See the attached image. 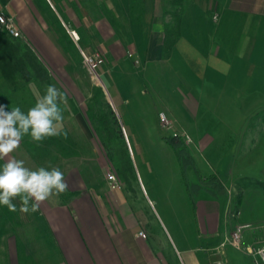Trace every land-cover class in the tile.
I'll use <instances>...</instances> for the list:
<instances>
[{
    "label": "rangeland",
    "instance_id": "374dc122",
    "mask_svg": "<svg viewBox=\"0 0 264 264\" xmlns=\"http://www.w3.org/2000/svg\"><path fill=\"white\" fill-rule=\"evenodd\" d=\"M147 1L149 4L152 2ZM185 1V18H192L195 39H201L200 33L203 35L207 26L212 28L209 36L213 38L211 45L214 49L222 48L225 41L235 44L239 30L233 25L244 22L245 17L242 14L217 10L215 5L220 0ZM52 2L54 5L49 0H37L38 8L43 16L53 22V32L59 30V40L63 42L75 64L78 84L89 83V87L92 84L103 91L100 95L97 92L87 94L86 110L89 106L103 104L102 109L109 112V107L104 102L107 101L122 129V142L130 159H122L125 170L123 176L118 177L114 171L115 167L104 152L99 135L93 131V136L87 128L84 131L73 122L64 124L65 130L55 142L59 146L50 151V156H61V153H65L69 169L78 167L81 170L87 190H93L96 194L100 192L102 204L106 202L103 197L109 191L125 195L124 206L130 207V212L141 218L142 226L153 231L159 244L172 237L179 248H194L205 244L208 240L205 237L208 236L207 232H215L216 229L222 243L229 244L231 234L239 225H244L237 223V218L240 217L239 222L249 225L242 234L246 230L247 234L253 233L250 238L254 241L244 245L241 240L239 249L251 255L244 246L256 243L254 247H257L264 243V240L255 241L258 237L262 238L264 233V89L260 92L262 102L257 108L224 109L221 102L216 100L219 96V93H216L217 97L199 100L197 115H192V120L185 115L184 123L178 121L179 124H174L168 113L178 111L179 96L187 95L188 99L192 100V94L196 99L199 95L193 91L189 95L185 83L175 76L174 70L183 67L180 61L171 58L172 56H165L163 61L146 66L145 61L141 59L143 45L140 42L135 45L134 50L132 45H127L130 51L125 53L126 56L112 61L111 64L101 50L103 45L98 42L93 44L96 42L93 38L89 40V37H86L91 41L94 53L90 55L84 49V32H94V23L99 19L115 21L119 27L118 34L127 30L131 39L137 38L136 27L131 24L138 22L144 25L143 21L146 19H143L145 14L142 11V0H115V8L114 4L109 6V0ZM166 3L165 0V6ZM203 5L209 10L205 11ZM66 6L71 17L69 20L64 10ZM220 15L221 18L218 17ZM165 22L166 25L171 24L170 16L166 17ZM259 22L264 23V19ZM75 25L81 28L78 30L80 37L84 35L80 42L75 39L76 36L72 39L67 31L70 27H77ZM3 30L1 28L0 32ZM261 33L260 37L264 38V29ZM20 37L22 38V34ZM198 44L201 47H209L203 43ZM97 55L102 59L101 63L98 59L95 60ZM90 58L95 61L94 68L88 61ZM209 65L215 67L212 60ZM195 66L198 69L201 64L194 61L192 68L195 69ZM104 68L108 71H103ZM260 79L264 85L263 74ZM192 80L196 81L195 77H192ZM33 106L31 102L23 107L22 111L27 112ZM61 107L65 120L70 119L66 116L67 108H64L63 104ZM161 113L167 116L170 126H163ZM235 127L238 130L237 135L228 130ZM117 129L118 126L115 125L114 130ZM169 129L176 132L177 140L183 145L185 154L181 158L169 143L172 136L168 132ZM241 133L253 140L251 146L243 142L242 147ZM201 136L203 139L200 142ZM231 151L235 154L230 156ZM223 160L226 163L231 160L233 162L228 177L227 173H221L224 178L216 172L220 161ZM39 161L43 162L44 159L40 158ZM58 162L47 158L41 163V167L60 169ZM215 176L219 180L218 183ZM71 194L72 192L67 193ZM13 202L17 204L16 212L9 211L6 206H0L1 212L3 211L0 216V264L10 263V249L14 244L16 248L24 246L28 255L31 239L34 238V222L28 218L29 213L19 211V198ZM211 217L212 222L209 220Z\"/></svg>",
    "mask_w": 264,
    "mask_h": 264
},
{
    "label": "crops",
    "instance_id": "0c3cea01",
    "mask_svg": "<svg viewBox=\"0 0 264 264\" xmlns=\"http://www.w3.org/2000/svg\"><path fill=\"white\" fill-rule=\"evenodd\" d=\"M49 2L53 4L52 0ZM217 2L215 5L217 10L240 13L245 20L240 25L236 23L233 25L237 31L239 30L235 44L232 45L225 41L226 45L223 43V47L216 50L211 45L213 38L209 36L212 28L205 26L203 35L200 33L201 39L194 38L192 18L191 20L185 18L187 12L185 1L181 35L170 56L180 61L179 63L183 66L175 69L174 73L185 83L186 92L190 95L193 91L199 95L198 100L193 94L191 95L192 100H189L187 95L179 96L178 111L168 113V117L174 124L184 123L185 115L189 119L191 117L192 120V115H197L199 100L217 97L216 93H219L216 100L221 102V107L224 109L232 107L254 109L262 102L260 92L264 89V85L260 77L264 75V38L260 36L264 23L259 21L264 19V0H220ZM112 4L115 8V0H109V6ZM141 5L145 14L143 19H146L143 21L144 25L138 22L131 24L132 27H136L137 38L131 39L127 30L118 34V24L115 21L104 19L96 20L93 27L94 32H84L85 36L80 37L78 30L81 28L77 25L75 26L78 28L70 27L67 30L68 34L72 36V39L76 36L75 39L79 42L84 36L86 42L84 49L90 55L94 53L90 45L91 41H89L91 38L96 41L93 44L97 42L102 44L101 50L109 64L126 56L125 53L130 51L127 45H132L133 50L136 49L135 45L138 42L143 45L141 59L145 61L146 66L161 62L164 58L162 48L164 31L167 26L171 25H166L165 22L164 12L167 9L165 0H152L150 4L147 0H142ZM203 7L205 11L209 10L206 5ZM64 10L67 13V20L71 19L67 6ZM0 13H5L14 19L22 38L32 46L43 64L58 81L55 86L66 94L67 103L63 106L67 108L66 116L70 119L67 121L64 117L63 130H65L66 122H73L84 131L87 128L94 136V128L85 106L86 96L95 92L100 95L102 89L97 86L98 90H95L92 84L89 87V83L78 84L75 64L64 48L63 42L59 40V30L57 29L56 33L53 32L51 28L53 22L41 14L37 0H0ZM218 17L221 18V15ZM81 26L85 28L84 25ZM220 28H222L221 25ZM224 34L222 31L223 36ZM86 37H89V40ZM198 43L209 45V47H201ZM211 60L215 67H209ZM194 61L201 64V67L192 68ZM103 71L108 70L104 68ZM192 77H195L196 81L192 80ZM204 83L209 85L205 86ZM8 88L0 77V105H5L6 96H9L6 94L9 93ZM29 88L35 98L32 104L35 105L37 99L44 93L40 92L33 83L29 84ZM228 130L237 135L236 127L228 128ZM240 137L242 147L244 144L251 146L253 140H249L248 136L246 138V134ZM202 139L203 136L199 137L200 142ZM28 149L27 141L22 139L20 147L10 153L9 158L15 157L23 160L25 166L32 169L41 167V163L46 159L43 158V162L35 159ZM232 154L235 152L231 151L230 156ZM6 159L0 160V166L6 162ZM58 161L60 170L69 183V189L65 192L66 195L54 196L43 202L37 211L28 214V218L34 222V238L31 239L30 253L27 255L24 246L19 249L14 244V247L10 249L12 251L9 264H26L23 257L26 255L30 257L28 264H254L253 256L241 251L231 242L222 243L216 228L215 232H207L208 236L205 237L208 240L205 244L194 248L192 246L179 248L172 237L159 244L154 238L153 231L142 226L141 218L132 214L130 207L124 206L126 205L125 195H117L109 191L103 197L106 200L105 207L102 204L100 192L96 194L93 190H87L81 170L78 167L69 169V161L65 153H61ZM220 162L216 169L217 175L223 177L221 173L224 172L228 177L232 171V160L228 163L224 160ZM68 192L72 194L67 195ZM2 212L0 209V216ZM212 217L209 219L210 222H212ZM218 218H216V225ZM239 219L240 217L237 218V223L246 224L239 222ZM140 231L146 233V238L138 235ZM246 231L242 238L244 245L254 241V239L251 240L253 233L247 234ZM262 235V238L258 237L255 241H263L264 233Z\"/></svg>",
    "mask_w": 264,
    "mask_h": 264
},
{
    "label": "trees",
    "instance_id": "16d2710c",
    "mask_svg": "<svg viewBox=\"0 0 264 264\" xmlns=\"http://www.w3.org/2000/svg\"><path fill=\"white\" fill-rule=\"evenodd\" d=\"M166 2L167 9L164 12V16H170L172 22L169 27L165 28L162 48L164 57H169L175 43L181 35V22L185 12V0H166ZM0 77L7 87H9V93H6L9 96H6L5 100V106L8 109L18 106L22 110L23 107L25 108L31 102H35L29 84H35L40 92L45 93L48 85L58 83L32 46L25 39L14 37L5 30L0 32ZM95 90H98V87H95ZM104 102L109 107V112L102 109L101 106L103 104H101V106H89L87 115L95 133L99 135L98 138L101 144H103L106 156L115 167L114 171L118 174V177H122L123 171L125 170L122 159L125 158L128 160L130 156L122 142L123 132L118 124L117 117L107 101ZM115 125L118 126L117 130H114ZM57 138L58 136L49 137L42 142H34L30 136H25L23 139L27 141L29 146L28 150L35 159L49 158L57 162L60 159V155L55 157L50 156V151L52 149L54 150L55 146H57L55 143ZM177 139L178 136H170L169 143L181 158L184 156L185 150ZM214 178L218 183V178L216 176ZM23 257L24 262L28 264L27 261L30 257L27 255Z\"/></svg>",
    "mask_w": 264,
    "mask_h": 264
},
{
    "label": "clouds",
    "instance_id": "9594fccd",
    "mask_svg": "<svg viewBox=\"0 0 264 264\" xmlns=\"http://www.w3.org/2000/svg\"><path fill=\"white\" fill-rule=\"evenodd\" d=\"M65 103L66 94L55 85H48L27 112L18 106L8 109L0 105V160L7 158L0 166V206L16 212L17 204L13 201L19 198V211L27 214L37 211L43 202L68 191L69 183L59 168L32 169L25 166L23 160L9 158L25 136H30L34 142H42L61 135L64 120L61 105Z\"/></svg>",
    "mask_w": 264,
    "mask_h": 264
},
{
    "label": "built area",
    "instance_id": "2783aa9c",
    "mask_svg": "<svg viewBox=\"0 0 264 264\" xmlns=\"http://www.w3.org/2000/svg\"><path fill=\"white\" fill-rule=\"evenodd\" d=\"M0 26L10 35L14 37H20L21 33L20 31L16 28L14 19L5 13H0ZM131 56V55H130ZM98 59V62L101 63L102 59L99 58V55L96 56V59ZM89 63L91 66L94 68L95 66V61L93 59H88ZM160 119L164 127L170 126V121L167 118V116L164 113L160 114ZM112 179H115L114 176H111ZM248 224L244 225H239L236 230L231 234L229 241L237 246L238 248L241 246V240L243 238V230L245 228H248ZM140 237L146 238V233L144 231H140L138 233ZM256 243L244 246V248L254 257L255 259V264H264V243H261L257 247H254Z\"/></svg>",
    "mask_w": 264,
    "mask_h": 264
},
{
    "label": "water",
    "instance_id": "95a60500",
    "mask_svg": "<svg viewBox=\"0 0 264 264\" xmlns=\"http://www.w3.org/2000/svg\"><path fill=\"white\" fill-rule=\"evenodd\" d=\"M168 132H169L172 136H175V135H176V132H175L173 129H169Z\"/></svg>",
    "mask_w": 264,
    "mask_h": 264
}]
</instances>
